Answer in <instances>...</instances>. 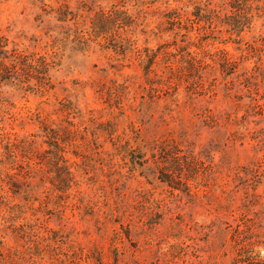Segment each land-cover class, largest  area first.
Listing matches in <instances>:
<instances>
[{"label":"rangeland","instance_id":"obj_1","mask_svg":"<svg viewBox=\"0 0 264 264\" xmlns=\"http://www.w3.org/2000/svg\"><path fill=\"white\" fill-rule=\"evenodd\" d=\"M264 264V0H0V264Z\"/></svg>","mask_w":264,"mask_h":264},{"label":"trees","instance_id":"obj_2","mask_svg":"<svg viewBox=\"0 0 264 264\" xmlns=\"http://www.w3.org/2000/svg\"><path fill=\"white\" fill-rule=\"evenodd\" d=\"M251 255L249 252H247L246 250L240 251L239 253V263L241 264H250L251 261Z\"/></svg>","mask_w":264,"mask_h":264}]
</instances>
